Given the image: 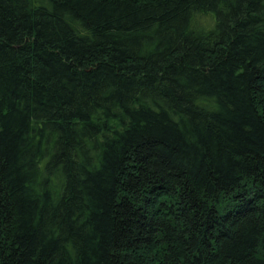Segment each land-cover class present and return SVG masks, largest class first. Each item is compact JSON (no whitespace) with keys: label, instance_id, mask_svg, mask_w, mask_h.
<instances>
[{"label":"trees","instance_id":"trees-1","mask_svg":"<svg viewBox=\"0 0 264 264\" xmlns=\"http://www.w3.org/2000/svg\"><path fill=\"white\" fill-rule=\"evenodd\" d=\"M0 264H264V0H0Z\"/></svg>","mask_w":264,"mask_h":264}]
</instances>
